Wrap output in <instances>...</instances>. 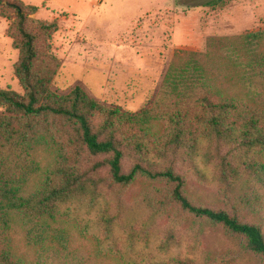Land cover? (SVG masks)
I'll use <instances>...</instances> for the list:
<instances>
[{
	"label": "trees",
	"instance_id": "obj_1",
	"mask_svg": "<svg viewBox=\"0 0 264 264\" xmlns=\"http://www.w3.org/2000/svg\"><path fill=\"white\" fill-rule=\"evenodd\" d=\"M37 11L0 0V16L14 18L8 35L24 91L0 88V264H60L51 253L23 260L14 229L42 242L82 213L95 214L101 234L126 247L122 264H209L192 246L171 255L186 215L242 236L264 264V230L242 216L264 205V32L208 37L204 53L176 50L153 105L131 114L80 87L67 95L51 89L61 65L52 52L59 22L32 17ZM190 176L216 186L231 209L195 203Z\"/></svg>",
	"mask_w": 264,
	"mask_h": 264
},
{
	"label": "rangeland",
	"instance_id": "obj_2",
	"mask_svg": "<svg viewBox=\"0 0 264 264\" xmlns=\"http://www.w3.org/2000/svg\"><path fill=\"white\" fill-rule=\"evenodd\" d=\"M23 1L38 6L32 17L59 22L52 52L61 65L51 89L67 95L80 87L103 105L131 114L153 105L176 50L204 53L208 37L264 32V0H224L216 5H190V0ZM13 19L0 16V88L23 93L14 71L19 51L8 35ZM140 190L133 186L127 200L131 203ZM187 192L197 204L231 209L216 186L198 178L189 177ZM242 216L264 230V205ZM96 220L95 214L82 213L54 225L42 242L18 225L15 252L28 261L51 253L56 261L62 260L60 264H122L120 255L126 247L121 242L114 245L110 232L101 234ZM170 220L163 219L161 225L167 226ZM179 235L182 243L171 255H186L192 246L200 260L209 264H261L242 236L205 218L186 215ZM193 235L195 247L190 243Z\"/></svg>",
	"mask_w": 264,
	"mask_h": 264
}]
</instances>
